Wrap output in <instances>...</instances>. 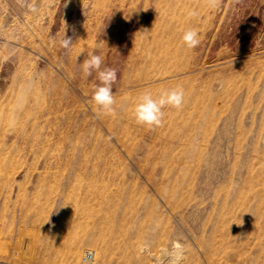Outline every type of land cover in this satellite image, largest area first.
I'll list each match as a JSON object with an SVG mask.
<instances>
[{"label": "rangeland", "instance_id": "1", "mask_svg": "<svg viewBox=\"0 0 264 264\" xmlns=\"http://www.w3.org/2000/svg\"><path fill=\"white\" fill-rule=\"evenodd\" d=\"M30 2L0 0V264H264V0ZM88 53L117 69L111 114Z\"/></svg>", "mask_w": 264, "mask_h": 264}, {"label": "clouds", "instance_id": "2", "mask_svg": "<svg viewBox=\"0 0 264 264\" xmlns=\"http://www.w3.org/2000/svg\"><path fill=\"white\" fill-rule=\"evenodd\" d=\"M18 2L21 7L27 8L32 13L39 11L37 5L30 2V0H18ZM66 27L65 25V32L60 40V46L67 50L71 48L73 39L66 35ZM182 40L189 49L196 48L201 42L195 29L186 30L183 33ZM103 65L104 60L101 55L88 53L82 62V71L86 77L96 73L100 83L94 86L92 101L103 114H111L115 111L116 101L113 94V85L117 82V69ZM184 103L185 93L182 87L163 90L158 97H154L151 91L146 90L138 97L133 109L134 118L138 125L157 128L162 126L166 107L171 106L180 109Z\"/></svg>", "mask_w": 264, "mask_h": 264}, {"label": "built area", "instance_id": "3", "mask_svg": "<svg viewBox=\"0 0 264 264\" xmlns=\"http://www.w3.org/2000/svg\"><path fill=\"white\" fill-rule=\"evenodd\" d=\"M95 260V255L92 252H88L85 258L87 263H92Z\"/></svg>", "mask_w": 264, "mask_h": 264}, {"label": "bare ground", "instance_id": "4", "mask_svg": "<svg viewBox=\"0 0 264 264\" xmlns=\"http://www.w3.org/2000/svg\"><path fill=\"white\" fill-rule=\"evenodd\" d=\"M88 252L85 253V255H87Z\"/></svg>", "mask_w": 264, "mask_h": 264}]
</instances>
